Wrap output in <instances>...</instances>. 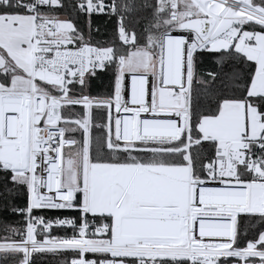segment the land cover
I'll return each mask as SVG.
<instances>
[{
    "label": "snow or ice",
    "instance_id": "6c2138e0",
    "mask_svg": "<svg viewBox=\"0 0 264 264\" xmlns=\"http://www.w3.org/2000/svg\"><path fill=\"white\" fill-rule=\"evenodd\" d=\"M0 212V264H264V0H0Z\"/></svg>",
    "mask_w": 264,
    "mask_h": 264
},
{
    "label": "trees",
    "instance_id": "16d2710c",
    "mask_svg": "<svg viewBox=\"0 0 264 264\" xmlns=\"http://www.w3.org/2000/svg\"><path fill=\"white\" fill-rule=\"evenodd\" d=\"M66 2H70V0H66ZM78 23H83V18H81V20ZM92 27H93V40L94 41L104 42V41H110L114 39V21L108 16L103 15V14H94L92 16ZM97 28L99 29L98 31H96ZM211 66H212V58L209 57L206 60V67H211ZM226 70L227 68L224 69V71ZM107 83H108V78L106 76L98 80H95L92 83L91 94L96 95L97 93L105 91ZM15 202L23 206L24 203L26 202V194L23 191L17 193L15 196ZM18 219L19 217L8 215L6 212H0V228H2L3 222L5 220L12 222ZM244 221H245V218L242 217L240 221V225H239V228L242 234L244 233L245 227H246ZM2 234L3 233L0 232V235ZM247 234L249 237L254 234V230L251 228L250 225L247 226ZM50 259L51 257H43V258L37 257L36 261H37V264H46V262Z\"/></svg>",
    "mask_w": 264,
    "mask_h": 264
}]
</instances>
